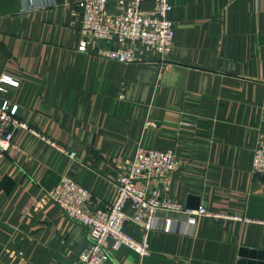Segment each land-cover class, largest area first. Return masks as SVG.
I'll return each instance as SVG.
<instances>
[{
	"label": "crops",
	"instance_id": "0c3cea01",
	"mask_svg": "<svg viewBox=\"0 0 264 264\" xmlns=\"http://www.w3.org/2000/svg\"><path fill=\"white\" fill-rule=\"evenodd\" d=\"M33 1L0 0V95L36 132L16 130L0 151V264H78L85 226L35 203L62 175L89 188L95 206L112 202L119 164L138 144L184 161L169 199L188 208L196 196L240 218L174 220L168 232H147L148 254L121 245L106 264H264V183L251 172L264 141V0H168L171 49L161 57L135 43L130 63L97 55L101 40L77 49L78 0ZM123 231L143 238L135 224Z\"/></svg>",
	"mask_w": 264,
	"mask_h": 264
},
{
	"label": "built area",
	"instance_id": "2783aa9c",
	"mask_svg": "<svg viewBox=\"0 0 264 264\" xmlns=\"http://www.w3.org/2000/svg\"><path fill=\"white\" fill-rule=\"evenodd\" d=\"M111 1L120 7L119 12L107 8ZM28 7L38 5L27 0ZM144 0H78L81 11L77 49L87 52L88 44L96 40L106 43L95 53L103 58L130 63L137 60L133 45L140 44L145 50H154L164 57L173 45L175 26L168 17L172 6L168 0H155L153 8H143ZM43 5V4H42ZM12 83L18 84L11 79ZM17 104L0 95V151L11 144L18 129L34 130L16 116ZM182 124H189L182 121ZM62 151L63 149L60 148ZM70 158L73 151H65ZM184 163L175 149H156L137 145L128 162L118 174L116 193L112 202L95 206L92 191L62 175L58 183L44 192L35 207L46 202L56 204L70 219L85 226L90 245L77 255L78 264H106L110 250L125 245L139 256L148 254L146 234L149 230H171L174 220L183 219L187 225H195L199 215H237L209 212L204 206L188 209L184 204L167 197L171 181ZM251 172L264 183V141L258 140L253 150ZM126 223L143 230V238L135 240L123 231Z\"/></svg>",
	"mask_w": 264,
	"mask_h": 264
},
{
	"label": "water",
	"instance_id": "95a60500",
	"mask_svg": "<svg viewBox=\"0 0 264 264\" xmlns=\"http://www.w3.org/2000/svg\"><path fill=\"white\" fill-rule=\"evenodd\" d=\"M198 205H199V201H198V198L196 197V196H189L188 197V200H187V202H186V206L188 207V208H196V207H198ZM247 253V250H246V248H241L240 249V255L242 256V257H249V258H251V257H254V254H252V253H254L253 251H249V253L250 254H246ZM260 255V254H259ZM242 262H244V260H241V263Z\"/></svg>",
	"mask_w": 264,
	"mask_h": 264
}]
</instances>
